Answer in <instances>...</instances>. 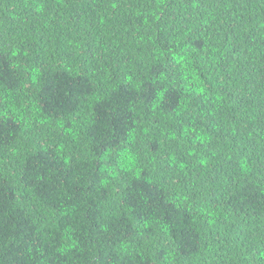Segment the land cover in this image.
Listing matches in <instances>:
<instances>
[{"label":"trees","instance_id":"16d2710c","mask_svg":"<svg viewBox=\"0 0 264 264\" xmlns=\"http://www.w3.org/2000/svg\"><path fill=\"white\" fill-rule=\"evenodd\" d=\"M0 264H264V0H0Z\"/></svg>","mask_w":264,"mask_h":264}]
</instances>
